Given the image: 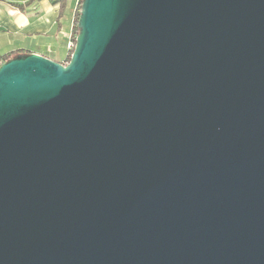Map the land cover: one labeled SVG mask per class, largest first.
<instances>
[{
    "label": "water",
    "instance_id": "1",
    "mask_svg": "<svg viewBox=\"0 0 264 264\" xmlns=\"http://www.w3.org/2000/svg\"><path fill=\"white\" fill-rule=\"evenodd\" d=\"M66 63L0 64V264H264V0H83Z\"/></svg>",
    "mask_w": 264,
    "mask_h": 264
},
{
    "label": "crops",
    "instance_id": "2",
    "mask_svg": "<svg viewBox=\"0 0 264 264\" xmlns=\"http://www.w3.org/2000/svg\"><path fill=\"white\" fill-rule=\"evenodd\" d=\"M80 1L0 0V59L36 52L66 63Z\"/></svg>",
    "mask_w": 264,
    "mask_h": 264
},
{
    "label": "trees",
    "instance_id": "3",
    "mask_svg": "<svg viewBox=\"0 0 264 264\" xmlns=\"http://www.w3.org/2000/svg\"><path fill=\"white\" fill-rule=\"evenodd\" d=\"M82 1H83V0L80 1V6H81V4H82ZM79 15H80V13H78V17H77L76 23H75V25H74V43H73L72 47L70 48V53H69V55H68V57H67V62L70 60L71 53L73 52V50H74V46H75V44H76V36H77V34H78V32H79V27H78V18H79ZM21 53H24V52H21ZM17 54H18V53H16V54H8V55H4V56L0 59V63L3 62V61H6V60H8V59H10L11 57H13V56H15V55H17Z\"/></svg>",
    "mask_w": 264,
    "mask_h": 264
},
{
    "label": "built area",
    "instance_id": "4",
    "mask_svg": "<svg viewBox=\"0 0 264 264\" xmlns=\"http://www.w3.org/2000/svg\"><path fill=\"white\" fill-rule=\"evenodd\" d=\"M80 10H81V6H80V9H79V13H80Z\"/></svg>",
    "mask_w": 264,
    "mask_h": 264
}]
</instances>
